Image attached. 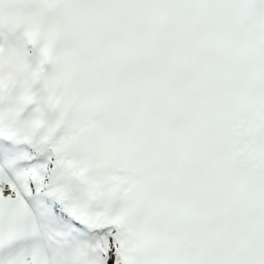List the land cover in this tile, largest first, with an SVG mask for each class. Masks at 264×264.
Returning a JSON list of instances; mask_svg holds the SVG:
<instances>
[{
    "label": "snow or ice",
    "instance_id": "snow-or-ice-1",
    "mask_svg": "<svg viewBox=\"0 0 264 264\" xmlns=\"http://www.w3.org/2000/svg\"><path fill=\"white\" fill-rule=\"evenodd\" d=\"M0 264H264V0H0Z\"/></svg>",
    "mask_w": 264,
    "mask_h": 264
}]
</instances>
